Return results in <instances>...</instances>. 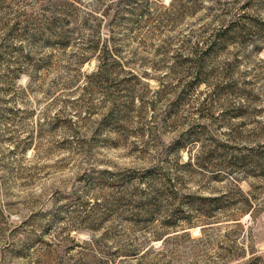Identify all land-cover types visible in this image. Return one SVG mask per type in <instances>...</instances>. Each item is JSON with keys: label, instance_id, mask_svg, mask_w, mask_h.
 Returning a JSON list of instances; mask_svg holds the SVG:
<instances>
[{"label": "rangeland", "instance_id": "1", "mask_svg": "<svg viewBox=\"0 0 264 264\" xmlns=\"http://www.w3.org/2000/svg\"><path fill=\"white\" fill-rule=\"evenodd\" d=\"M261 21L264 0H0V264H264Z\"/></svg>", "mask_w": 264, "mask_h": 264}, {"label": "trees", "instance_id": "2", "mask_svg": "<svg viewBox=\"0 0 264 264\" xmlns=\"http://www.w3.org/2000/svg\"><path fill=\"white\" fill-rule=\"evenodd\" d=\"M259 27H260L259 29L264 32V21L259 22ZM231 30L232 29L230 27H227L226 28V33H227L226 35L231 36L232 35V34H230ZM234 32L238 33L239 30L234 31ZM247 157H249L251 159V161H249L247 163L246 169L248 170V169H250V167L252 169H254V170H252V169L249 170L248 173L250 175L257 177V176H259V174H258L259 171H260V173L261 172L264 173V144L259 145L257 148H252L251 154H249ZM136 175L138 177V180H140V184H141V183H145L144 181H150V180H153L157 177H161L162 173L160 172V170H153L152 169V170H147L143 173L137 172ZM262 175H264V174H262ZM142 190H144V189H142Z\"/></svg>", "mask_w": 264, "mask_h": 264}]
</instances>
